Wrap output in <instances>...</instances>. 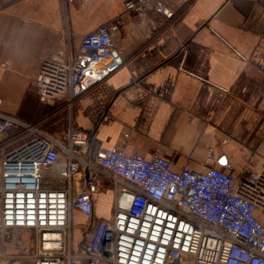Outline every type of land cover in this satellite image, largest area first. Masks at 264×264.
<instances>
[{
	"label": "crops",
	"instance_id": "1",
	"mask_svg": "<svg viewBox=\"0 0 264 264\" xmlns=\"http://www.w3.org/2000/svg\"><path fill=\"white\" fill-rule=\"evenodd\" d=\"M125 1L0 0L3 112L46 130L51 124L50 132L62 135L69 119L62 100L42 103L37 96L43 61L70 46L78 53L86 34L124 15L119 63L75 102L76 128L94 133L103 149L120 146L129 134L128 153H159L176 168L189 164L201 172L231 164L240 172L252 154L245 169L263 170L264 0H160L173 19L126 12ZM12 235L32 253L33 231ZM8 250L16 254L12 245Z\"/></svg>",
	"mask_w": 264,
	"mask_h": 264
},
{
	"label": "built area",
	"instance_id": "2",
	"mask_svg": "<svg viewBox=\"0 0 264 264\" xmlns=\"http://www.w3.org/2000/svg\"><path fill=\"white\" fill-rule=\"evenodd\" d=\"M124 7L175 17L160 0H126ZM124 18L86 34L78 53L70 46L43 61L37 96L62 100L69 118L62 135L4 113L0 98V264L14 256L33 264H264V169H245L252 154L240 172L231 164L198 172L159 153H128L129 134L103 149L94 133L73 124L75 102L119 59ZM103 180L115 194L108 219L96 214ZM75 213L87 222L74 250ZM14 230L34 232L32 253L15 244Z\"/></svg>",
	"mask_w": 264,
	"mask_h": 264
},
{
	"label": "rangeland",
	"instance_id": "3",
	"mask_svg": "<svg viewBox=\"0 0 264 264\" xmlns=\"http://www.w3.org/2000/svg\"><path fill=\"white\" fill-rule=\"evenodd\" d=\"M45 126H47V130L50 131V128L52 125L49 124H45ZM56 130H51V132H55ZM114 201H115V194L113 191V187L110 185L108 180H103L100 182V185L98 187V200H97V213H98V217L100 218H111L113 215V211H114ZM86 219H84L83 217L79 216V215H74V220H73V238H74V243H73V247L74 250L77 246V242H79L81 240L82 237V231L81 228L85 227V222ZM20 260V259H19ZM6 264H12V261H9ZM30 264V263H28ZM33 264V263H32Z\"/></svg>",
	"mask_w": 264,
	"mask_h": 264
},
{
	"label": "water",
	"instance_id": "4",
	"mask_svg": "<svg viewBox=\"0 0 264 264\" xmlns=\"http://www.w3.org/2000/svg\"><path fill=\"white\" fill-rule=\"evenodd\" d=\"M118 63H119V61H117L116 63H114V64L110 67V70H111V71L114 70V69L117 67ZM216 145H217L216 155H217V156H221V155H222V149H221L220 146H219V142H217ZM221 159H222V160H221L222 163L225 164V163H226V159L223 158V157H221Z\"/></svg>",
	"mask_w": 264,
	"mask_h": 264
}]
</instances>
